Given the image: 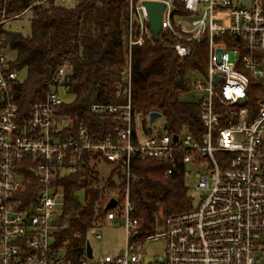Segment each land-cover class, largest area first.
<instances>
[{"label": "built area", "instance_id": "1", "mask_svg": "<svg viewBox=\"0 0 264 264\" xmlns=\"http://www.w3.org/2000/svg\"><path fill=\"white\" fill-rule=\"evenodd\" d=\"M147 2L164 5L158 39ZM28 9L10 18L3 14L0 20V92L20 80L10 68L2 30ZM163 37L181 59L191 57L197 46H207L205 71H191L185 83L186 92L196 96L199 136L187 127L180 133L164 130V121L157 128L162 116L151 124V113L133 111V48L169 46ZM127 44L121 72L127 103L91 107L94 114H115L122 121L105 140L91 141L73 117L60 113L66 64L27 117L13 102L0 108V264H91L88 241L85 254L74 260L57 240L65 227L61 181L81 171L86 154L98 156L92 166L96 173L97 164L106 161L121 170L124 183L119 193L110 190L108 181L99 185L103 223L123 221L127 245L118 256H105L97 264H264V0H129ZM66 132L72 135L66 137ZM136 155L169 163L166 176L181 164L186 183L192 172L198 179L197 193L187 184L192 207L169 216L160 211L162 226L137 241L140 221L132 216L130 199L131 184L142 178L132 171ZM80 193L86 197L81 190L77 198ZM112 199L117 204L107 210ZM160 240L165 242L163 260L144 261L145 242Z\"/></svg>", "mask_w": 264, "mask_h": 264}, {"label": "trees", "instance_id": "2", "mask_svg": "<svg viewBox=\"0 0 264 264\" xmlns=\"http://www.w3.org/2000/svg\"><path fill=\"white\" fill-rule=\"evenodd\" d=\"M0 0V20L27 13L10 21L28 17L30 34L7 27L3 47L10 55L11 70L26 73L24 80L14 83L8 92H0V108L8 102L18 106L22 116L45 99L49 84L57 72L67 66L65 95L73 96L65 102L60 113L74 118L75 126L87 130L93 142L103 141L113 128L122 126L115 114L97 115L91 111L95 104L123 105L128 101L124 94L126 84L121 77L125 67L128 44L129 0H81L74 7H66L63 0ZM169 46L134 47L132 52L131 103L134 112L148 115L161 114L170 132L180 133L187 127L199 136L201 123L199 108L194 102H184L180 96L188 90L191 71L204 72L207 65V46L195 48L189 58H179ZM74 134V133H73ZM66 132L64 136H71ZM115 136V133H114ZM98 156L86 154L81 171L61 181L65 206L61 218L65 226L57 232L59 245L64 246L70 258L77 260L84 253L90 228L104 222V196L99 188V176L93 169ZM169 163L134 156L132 171L141 180L132 183L130 199L134 206L133 218L140 228L133 240H142L162 226L164 216L179 214L192 207L185 168L165 175ZM121 170H113L108 180L112 192L123 190ZM120 182V185H117ZM86 191L82 205L77 193Z\"/></svg>", "mask_w": 264, "mask_h": 264}, {"label": "rangeland", "instance_id": "3", "mask_svg": "<svg viewBox=\"0 0 264 264\" xmlns=\"http://www.w3.org/2000/svg\"><path fill=\"white\" fill-rule=\"evenodd\" d=\"M81 0H63V5L66 7H74ZM248 1H246L247 3ZM14 30H20L24 35L28 36L30 34V24L28 17L24 18L21 21H14L7 25ZM13 58V55H10ZM20 80H24L26 73L23 71L19 74ZM63 100L65 102H72L73 96L64 95ZM181 100L184 102L196 101V96L192 92H184L180 96ZM163 120H159L155 127H159L162 124ZM113 171V166L106 161H101L97 164V172L99 174V185L105 183L110 178ZM198 183V179L192 172L187 178V184L189 188L192 189L194 193H197L195 190ZM84 193L78 194L79 201L83 203L85 201ZM164 215V214H163ZM100 236L98 239L96 236ZM87 241L89 242L92 250L93 257L87 258L89 263L97 264V262L104 258L105 256L116 257L126 248L127 245V233L124 228V223L121 224L113 222L109 224L108 222H101L95 228L89 230ZM165 242L164 240L145 242V254L144 261L146 262H155L163 260ZM66 250V249H65ZM85 254V253H84Z\"/></svg>", "mask_w": 264, "mask_h": 264}, {"label": "water", "instance_id": "4", "mask_svg": "<svg viewBox=\"0 0 264 264\" xmlns=\"http://www.w3.org/2000/svg\"><path fill=\"white\" fill-rule=\"evenodd\" d=\"M147 7V11L149 14V19H150V26L152 29V32L155 36V38H160L162 34V14L164 10V5L159 4V3H153V2H147L145 3ZM161 117V114L158 112H152L150 114V123L153 124L157 119ZM167 125H164V130L167 129ZM150 129V128H149ZM174 140H177V135L174 136ZM117 202L115 199H112L109 204L107 205V210L112 209L116 206ZM87 255L88 257L92 256V248L90 245H87Z\"/></svg>", "mask_w": 264, "mask_h": 264}]
</instances>
